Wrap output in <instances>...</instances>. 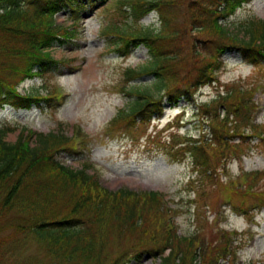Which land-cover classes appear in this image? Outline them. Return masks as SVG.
<instances>
[{
    "label": "trees",
    "instance_id": "16d2710c",
    "mask_svg": "<svg viewBox=\"0 0 264 264\" xmlns=\"http://www.w3.org/2000/svg\"><path fill=\"white\" fill-rule=\"evenodd\" d=\"M105 1L0 0V105L29 108L37 102L30 95L20 96L16 85L48 69L54 62L49 49L56 42L78 35L81 8ZM249 1L127 0L124 22L102 33L111 32L122 52L145 46L149 60L138 69L127 68L125 76L127 82L144 75L150 79L122 87L134 98L111 124L136 131L153 115H161L167 103L191 99L199 88L216 81L221 57L230 50L254 64L264 59L263 19L251 16L235 32L227 23ZM68 9L72 26H56L54 15ZM151 11L158 14L157 26L138 22ZM253 94L254 89L231 84L200 104L211 137L203 135L187 147L194 156L192 170L200 178L216 176L218 164L231 152L244 153L249 138L245 127L256 108ZM236 120L241 124L235 125ZM6 130L0 127V233L7 229L0 235V260L28 242L39 245L47 264H128L145 255L160 258L162 264H220L225 257L231 246L225 232L203 252L196 239L177 235L161 193L109 190L87 171L88 164L81 169L66 166L60 155L72 152L74 142L62 130H28L25 135L24 128L14 142L4 140ZM216 185L224 193L233 191L232 183Z\"/></svg>",
    "mask_w": 264,
    "mask_h": 264
},
{
    "label": "rangeland",
    "instance_id": "374dc122",
    "mask_svg": "<svg viewBox=\"0 0 264 264\" xmlns=\"http://www.w3.org/2000/svg\"><path fill=\"white\" fill-rule=\"evenodd\" d=\"M117 6L116 0H112L107 7L84 11L79 23L80 35L50 49L58 61L56 65L51 64L42 76L18 85L20 95L38 91L45 96L56 89L60 96L41 100L29 109L9 104L0 107V127L11 128L4 140L16 141L23 127L43 133L62 129L68 137L79 127L87 136L77 139V153L61 155L66 165L80 169L84 162L91 163L93 167L88 172L95 173L110 190L127 187L159 191L171 209L178 235L196 238L202 247L210 239H217L220 228L226 229L234 232L231 237L237 245L234 264H264V196H245L239 189L225 196L216 185L217 181L226 184L234 180L243 186L245 180L251 183V191H264V177L255 175L264 171V140L257 136L246 138L244 148L251 141V151L247 149L242 158L231 152L224 163L218 164L217 175L211 179L192 173L193 157L180 150L188 140L200 139L204 132L211 137L210 121L198 114L199 106L231 84L244 90L254 87L252 100L258 107L254 122L264 126V59L250 64L241 52L229 51L222 57L223 65L216 73V81L201 87L190 100L181 99L176 108H166L161 118H151L145 131L129 134L121 123L110 130L107 125L111 118L134 98L119 90L125 78L124 70L138 69L148 61L143 46L122 55L116 50L112 33L107 29L106 34L101 33L103 28L124 22ZM251 16L264 20V0L244 4L227 23L235 32ZM140 22L157 26L158 14L150 12ZM54 23L69 26L71 20L68 13L61 11L54 17ZM234 124L241 123L236 120ZM259 130L264 137V130L261 127ZM6 234L7 229L0 233ZM0 264H47V261L39 245L28 242L14 253H7ZM130 264H162V261L149 257Z\"/></svg>",
    "mask_w": 264,
    "mask_h": 264
}]
</instances>
